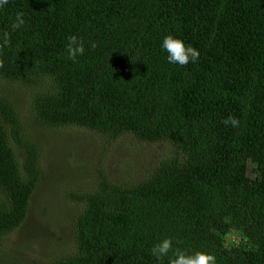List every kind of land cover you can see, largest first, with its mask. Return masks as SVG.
<instances>
[{
    "label": "trees",
    "instance_id": "trees-1",
    "mask_svg": "<svg viewBox=\"0 0 264 264\" xmlns=\"http://www.w3.org/2000/svg\"><path fill=\"white\" fill-rule=\"evenodd\" d=\"M17 13L25 23L13 30ZM169 34L199 60L170 64ZM73 35L86 49L75 63ZM3 85L0 245L24 227L43 186L45 135L77 130L109 150L163 151L133 183L101 172L94 188L73 190L76 179H55L77 206L75 251L49 264H170L176 249L264 264V0H7ZM230 116L239 127L224 123ZM165 238L173 248L157 260L151 249Z\"/></svg>",
    "mask_w": 264,
    "mask_h": 264
},
{
    "label": "rangeland",
    "instance_id": "rangeland-1",
    "mask_svg": "<svg viewBox=\"0 0 264 264\" xmlns=\"http://www.w3.org/2000/svg\"><path fill=\"white\" fill-rule=\"evenodd\" d=\"M8 87L3 85L0 89L6 92L10 90ZM20 102L24 105V99ZM35 133L40 135L37 131ZM44 143L48 158L44 165L47 173L43 186L32 200L24 227L0 245V264H49L75 251L74 216L77 206L65 197V192L70 189L55 179L66 174L72 180L76 179L71 185L73 190L79 186L78 183L94 188L101 172L107 173L115 182L133 183V172L142 169L140 174L146 175L144 167L148 160L157 158L163 151L159 145L145 144L139 145L133 154L130 142L109 150L98 136L77 130H71L64 139L53 133L47 134ZM61 145L63 150L57 156L59 152L54 154V147ZM250 170L252 172V168ZM234 240L239 242L240 238Z\"/></svg>",
    "mask_w": 264,
    "mask_h": 264
},
{
    "label": "clouds",
    "instance_id": "clouds-1",
    "mask_svg": "<svg viewBox=\"0 0 264 264\" xmlns=\"http://www.w3.org/2000/svg\"><path fill=\"white\" fill-rule=\"evenodd\" d=\"M7 0H0V6L5 5ZM25 23L23 13H17L15 21L12 24L13 30L20 29ZM7 33H4L6 42ZM91 47L95 48L93 43ZM161 48L167 53V61L170 64L179 65L181 67L187 65L189 62L196 63L200 58V52L192 45L185 43L183 39H180L171 34L165 36L161 43ZM85 45L82 39L73 35L68 38L67 53L68 58L72 62H76L79 56L85 54ZM224 123L231 124L233 127H239V120L235 117H229ZM173 248L172 238H165L159 243L155 244L151 249V254L157 260H163L167 257L169 252ZM170 264H216L215 257L209 253L197 251L189 254L181 249H176L174 258L170 260Z\"/></svg>",
    "mask_w": 264,
    "mask_h": 264
}]
</instances>
